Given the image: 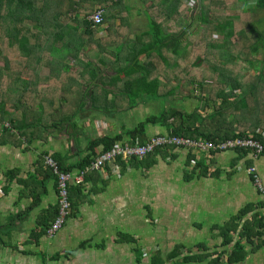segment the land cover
<instances>
[{"label":"trees","instance_id":"trees-1","mask_svg":"<svg viewBox=\"0 0 264 264\" xmlns=\"http://www.w3.org/2000/svg\"><path fill=\"white\" fill-rule=\"evenodd\" d=\"M139 1L148 30L130 46L124 42L130 15L123 0H0L1 135L19 143L44 140L55 130H75L79 115L113 116L131 110L138 100H154L162 104L157 114L123 135L89 142L80 161L69 164L53 156L59 169L84 171L97 156L124 144L119 143L123 137L131 146L144 144L147 125L164 127L166 135L213 143L250 136L264 148V0H198L204 27L193 34H188L187 17L181 13L186 0ZM158 6L165 8V21L178 19V24L168 30L158 22L151 15ZM97 9L105 11L106 37H97L103 26L89 19ZM116 20H120L119 27ZM210 30L220 40L212 39ZM259 53L263 59L257 61L261 66L257 69ZM46 68L48 74L42 75ZM194 87L199 93L192 98L204 103L203 109L209 108V113H199L200 107L186 112L178 105L180 96L164 107V101L177 90L191 98ZM98 147L100 153H96ZM162 150L131 162L145 163ZM36 173L54 179L57 193V178L45 165L44 156ZM93 173L97 172L86 173L85 178ZM78 197H82L81 187L70 186L68 219L77 212ZM261 203L264 210L263 199ZM251 207L215 227L221 238L218 249L209 251L198 244L192 251L177 245L167 254H152L150 264H243L264 243V217L253 215L238 223ZM57 214L58 202L52 222ZM48 227L38 235L46 236ZM235 234L237 240L229 247ZM245 245L254 248L249 252Z\"/></svg>","mask_w":264,"mask_h":264},{"label":"crops","instance_id":"crops-1","mask_svg":"<svg viewBox=\"0 0 264 264\" xmlns=\"http://www.w3.org/2000/svg\"><path fill=\"white\" fill-rule=\"evenodd\" d=\"M126 2L130 16L124 42L131 46L136 36L148 30V22L140 1L139 7ZM141 15L142 28L134 19ZM115 25L119 27L120 20ZM45 70L47 75L49 70ZM177 91L178 105L186 112L200 107L199 113H209V108L203 109L204 103L192 98L198 96L196 87L191 98ZM113 98L108 95L109 101ZM174 100L167 98L164 107ZM149 105L158 112L157 106L162 104L138 100L131 110L113 116L79 115L74 121L77 134L71 127L52 131L44 140L19 143L0 133V264H150L152 254H167L177 245L192 251L198 244L209 251L218 249L221 238L215 227L247 206L251 210L238 223L253 215L264 217L262 198L246 171L255 166L264 181V155L254 161L248 152L199 154L174 148L156 152L145 163L107 165L102 172L84 178L82 184L72 185L81 187L77 212L52 239L39 236L54 219L57 205L55 180L36 173L39 159L50 155L69 164L80 161L89 142L123 135L143 122L138 121L143 114L138 109ZM166 133L158 125L145 128L146 138ZM119 143H128V139L123 137ZM236 237L232 236L229 247ZM253 248L246 246L249 252ZM243 264H264V243Z\"/></svg>","mask_w":264,"mask_h":264},{"label":"built area","instance_id":"built-area-1","mask_svg":"<svg viewBox=\"0 0 264 264\" xmlns=\"http://www.w3.org/2000/svg\"><path fill=\"white\" fill-rule=\"evenodd\" d=\"M103 9H97L89 18L90 21L98 26H103ZM101 34V33H100ZM102 35V34H101ZM100 35V36H101ZM176 148L179 150L195 151L200 154H218L228 151L244 150L247 151L254 161H257L263 154V145L248 136L246 138H236L221 143H213L202 139L194 140L172 135H157L148 138L144 144L129 145L128 143L116 144L109 151L97 156L93 162L84 171L77 174L63 172L59 169L58 164L50 156H44L45 165L51 170L57 178V202L58 214L56 219L49 225L46 230V237L52 239L65 225L69 213L70 204L68 190L72 185L83 183L85 174L90 172H102L107 165H114L120 161H131L133 159L142 160L157 149ZM252 183L262 199L264 200V181L255 166H249L246 169Z\"/></svg>","mask_w":264,"mask_h":264},{"label":"rangeland","instance_id":"rangeland-1","mask_svg":"<svg viewBox=\"0 0 264 264\" xmlns=\"http://www.w3.org/2000/svg\"><path fill=\"white\" fill-rule=\"evenodd\" d=\"M123 1H124V5L128 7L129 5L126 2V0H123ZM127 1L130 3L129 0H127ZM186 1H187V2H185L186 7H188L190 10H187L186 11V9H185L186 7L184 6V8L182 9L181 13H182V15H185L187 17V26L189 27L188 28V34H193V33H197V32L199 33L201 31V29H203V27H204V24L199 20V11H198V8H197L198 7L197 4L200 1H198V0H186ZM138 3H139L138 0H133L132 3H130V5L133 4L134 7H139L140 4L138 5ZM179 10H180V7H179ZM151 15L156 20H158V22H161V23L163 22L165 24L164 27H167L168 30H170L174 26V24L175 25L178 24L177 23L178 22V19L176 21L175 20H172L170 22L168 20H166V21L164 20V18L166 17V13H165V8H163V6H161V7L158 6L157 9L151 10ZM174 16H179V15H178V13H175ZM134 19H136V21H135L136 24H139L140 28H142L143 27V25H142V23H143V21H142L143 20V16L142 15L141 16H136V17H134ZM135 30H138V28L135 27ZM262 30H264V26H263ZM100 32H101L102 36H105V33L107 34L106 27L103 26L102 28H100ZM99 33L97 34V37L98 38L101 37L100 36L101 34H99ZM210 34H211L210 37L212 39H214V40H220V38H221V36L218 33L211 32V30H210ZM262 59H263V56H262L261 53H259L258 56L255 58V62H256L255 63V67L257 69H259L261 67L257 63V61H260V60L262 61ZM44 70L45 69H43L41 71V74L42 75H44V73L47 72L46 70L45 71ZM253 72L255 73L256 70H254ZM111 73L112 72H108V74H111ZM45 92L46 93H44V94H47V91H45ZM178 94H179L178 91H176L175 92V96L172 97L173 100L175 99L176 96H179ZM32 98L38 99L39 96L38 97L32 96ZM157 107H158L157 109L159 111V109L161 108V106L158 105ZM140 108L141 109L140 110L138 109V112H141L143 114L138 115V118H139L138 121H144L145 117H147L148 115H150V113L153 114V115H155V114L158 113V112H156V109H155V107H153V105H151V106L149 105L148 107L147 106H142ZM152 111H155V113H152ZM146 114H148V115H146ZM66 129H63V132L66 131ZM77 130H79V129L76 128V131H75L76 134H77ZM81 140H83V139L81 138Z\"/></svg>","mask_w":264,"mask_h":264}]
</instances>
